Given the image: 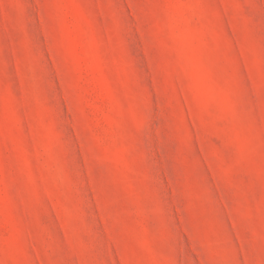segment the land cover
I'll return each mask as SVG.
<instances>
[{
    "label": "rangeland",
    "instance_id": "rangeland-1",
    "mask_svg": "<svg viewBox=\"0 0 264 264\" xmlns=\"http://www.w3.org/2000/svg\"><path fill=\"white\" fill-rule=\"evenodd\" d=\"M0 264H264V0H0Z\"/></svg>",
    "mask_w": 264,
    "mask_h": 264
}]
</instances>
